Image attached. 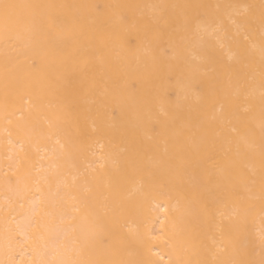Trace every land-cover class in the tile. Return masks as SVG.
Segmentation results:
<instances>
[{
	"label": "bare ground",
	"instance_id": "1",
	"mask_svg": "<svg viewBox=\"0 0 264 264\" xmlns=\"http://www.w3.org/2000/svg\"><path fill=\"white\" fill-rule=\"evenodd\" d=\"M0 264H264V0H0Z\"/></svg>",
	"mask_w": 264,
	"mask_h": 264
}]
</instances>
